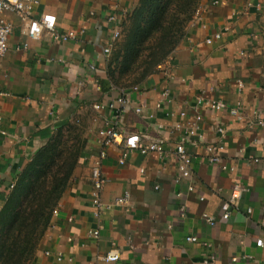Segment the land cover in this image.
<instances>
[{
	"label": "crops",
	"instance_id": "1",
	"mask_svg": "<svg viewBox=\"0 0 264 264\" xmlns=\"http://www.w3.org/2000/svg\"><path fill=\"white\" fill-rule=\"evenodd\" d=\"M38 1L35 19L51 15L58 35L75 31L80 37L64 42L44 31L32 39L27 22L17 14H4L12 35L0 59V212L28 164L60 131L81 129L82 156L34 263L204 264L213 256L210 264H264V247L256 245L264 240V75L254 64L262 51L252 33L264 22V0H206L201 20L193 21L186 40L163 64L164 71L133 86L139 91L131 92L130 103L115 121L117 127L162 138L167 152H133L121 165L120 149L109 148L101 159L107 179L101 200L110 204L127 192L129 202L99 217L91 197L92 171L100 160L97 133L118 116L107 106L126 89L112 85L103 48L141 0ZM110 15L117 21L108 22ZM217 33L222 38L206 44ZM165 91L170 94L167 99ZM200 96L229 107L241 103L240 115L197 107ZM98 104L101 110L95 108ZM196 115L202 120L196 121ZM178 123L196 125L202 137L186 144L194 176L181 185L175 183L178 162L168 153L183 137L175 130ZM218 126L225 129L224 138ZM210 143L223 144L221 157L235 171L209 164L204 146ZM251 158L260 162L251 163ZM236 182L246 191L239 209L222 220L221 205ZM190 183L194 190L188 192ZM205 213L218 219L214 227L202 219ZM97 230L99 237L92 234ZM188 236H196L198 242H187ZM113 250L119 260L106 261Z\"/></svg>",
	"mask_w": 264,
	"mask_h": 264
},
{
	"label": "trees",
	"instance_id": "2",
	"mask_svg": "<svg viewBox=\"0 0 264 264\" xmlns=\"http://www.w3.org/2000/svg\"><path fill=\"white\" fill-rule=\"evenodd\" d=\"M141 1L142 5L131 14L135 13V30L125 48V73L132 72L141 59L135 72L143 69V79L179 46L188 14L199 0ZM56 139L28 164L0 212V264H27L31 260L70 183L78 154L58 152ZM80 152L82 156V148Z\"/></svg>",
	"mask_w": 264,
	"mask_h": 264
},
{
	"label": "built area",
	"instance_id": "3",
	"mask_svg": "<svg viewBox=\"0 0 264 264\" xmlns=\"http://www.w3.org/2000/svg\"><path fill=\"white\" fill-rule=\"evenodd\" d=\"M38 0H0V59L8 52L9 50V39L12 35V25L8 23L5 18V13H14L21 17V19L27 22V33L28 36L32 39H38L44 31H47L54 35L55 37L60 38L62 41H77L80 37V33L75 31H69L58 35L56 33V19L51 15H43L40 20H37L33 17L36 8L39 6ZM214 5L218 4V1L213 3ZM119 6L116 5V8ZM123 16L126 14L122 13ZM202 18V12L198 11L195 17V21H199ZM108 22L114 23L117 21V17L115 15H110L107 19ZM123 29V28H122ZM122 29H114L111 36V41L108 46L103 48L104 55L108 58L113 50L114 44L119 40ZM83 31H81L82 33ZM222 35L220 33L215 34L214 36L208 38L206 40V44H213L214 40L221 39ZM158 71H164L163 64L158 66ZM138 87H133L130 89H123L119 97L113 101H111L107 107L111 110H115L117 113V117L114 121H107L103 128H101L97 133V143L100 147V160L96 161V164L93 167L91 182H92V205L96 209V217H99L101 213L105 210L109 209L112 206H127L129 202V194L125 192L121 197H118L114 200L113 203L103 204L101 200V193L107 183L106 177L103 175L101 170V159L105 158L108 149L111 147H117L120 149V157L118 159L121 165L125 164L129 156L133 152H139L141 155H149L151 153H155L158 155L165 154L167 145L166 140L159 139H150L147 135L144 134H134L127 133L120 128L117 127L115 121L118 122L119 115L126 109V106L130 103V94L131 92H138ZM164 99L170 97L168 91L163 93ZM197 107H206L211 110L220 112L223 110H228L232 116L240 115V107L241 103H237L234 107H229L227 104L222 101L208 100L204 96H200L196 99ZM97 110H101L103 105L98 104L95 106ZM137 113H141V108H136ZM187 115L185 111H182L180 116L184 117ZM196 121H201V115H196ZM175 130L183 132V137L177 138L178 140L175 142V146L173 151H168V153L173 154L174 158L178 162V174L175 177V183L178 185L183 184L184 181H190L193 176V168H192V156L188 153L186 144L191 141H195L196 139L201 140V136L199 134L198 128L196 125L192 126H184L181 123L175 125ZM217 133L224 138L225 129L218 126L216 128ZM150 141L147 143L146 141ZM222 142V141H221ZM205 149V158L208 160L209 164L219 166L224 172L235 171L236 167L230 165L227 162H224L221 155L224 151L225 147L222 143L215 144H207L204 146ZM249 162L257 164L260 162V159L254 158L250 159ZM143 172V171H142ZM194 190L192 183L187 185V191L191 192ZM244 186L236 182L231 190L229 198L224 201L221 205L222 209V220H228L233 213L239 209L240 202L243 197V193L245 192ZM182 194H179L181 196ZM203 200V199H202ZM248 214L252 213L251 209H247ZM58 210H54L53 215H57ZM202 219L209 224L211 227H214L217 224L218 219L210 214L205 213L202 216ZM95 237H99V231H94L92 233ZM186 241L189 243H197L198 238L196 236H188ZM209 246L208 244H205ZM257 247H264V240L259 239L256 241ZM46 255H51V252H47ZM120 258L117 250H113L108 253L105 257L106 261L116 262ZM61 256L58 257V261H61ZM214 257L210 256L208 259L204 261V264H210L214 261ZM236 261V259H234ZM31 264H35L34 262Z\"/></svg>",
	"mask_w": 264,
	"mask_h": 264
},
{
	"label": "rangeland",
	"instance_id": "4",
	"mask_svg": "<svg viewBox=\"0 0 264 264\" xmlns=\"http://www.w3.org/2000/svg\"><path fill=\"white\" fill-rule=\"evenodd\" d=\"M206 0H199L196 6L193 8L192 13H189L190 15L189 20L187 23H185L184 27V37L182 38L179 46L186 40L188 36L189 29L191 27V24L193 23L196 14L198 11L202 12L204 4ZM142 1H140V4L138 5L139 7L142 5ZM138 7V8H139ZM134 20H135V13L129 17L125 27L122 29L121 36L119 40L116 42L110 56L108 57V62H107V70L109 73V78L110 81L112 82V85L117 87V88H127V87H132L134 85H139L141 82L147 79L148 76L151 74L147 75L143 79L141 78V73H143L142 70H135L137 69L138 65L141 63V59L138 60L137 63L133 65L132 72L129 74L125 73V65H126V46L128 41L130 40V35L134 32L135 27H134ZM261 25V26H260ZM258 26L257 31L252 32L253 37H255L254 41L257 43V48H259V51H262V53L256 57H254V64L257 65L260 68V72L264 75V22ZM178 46V47H179ZM176 47L174 51L178 48ZM255 49V48H254ZM174 51L172 53H174ZM256 51V49H255ZM148 50H145V54L147 55ZM172 53H170L169 56H167L162 62H160L156 68L155 72H158V66L161 64H164L169 58L171 57ZM109 68V69H108ZM77 127V128H76ZM76 129H65L63 132H59L57 135V142L59 143L57 150L58 152H64L66 155L68 153L74 154V156H77L78 154V164L80 163L81 159V148H82V136H81V129L76 126ZM71 181V180H70ZM47 231V230H46ZM46 233V232H45ZM43 238V237H42ZM42 241V239H41ZM41 241L39 242L36 250L33 252L31 256V260L27 264H31L34 262V258L36 257V254L39 250Z\"/></svg>",
	"mask_w": 264,
	"mask_h": 264
}]
</instances>
